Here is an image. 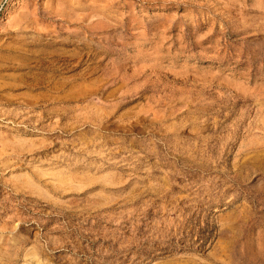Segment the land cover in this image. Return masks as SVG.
Wrapping results in <instances>:
<instances>
[{
    "label": "rangeland",
    "instance_id": "1",
    "mask_svg": "<svg viewBox=\"0 0 264 264\" xmlns=\"http://www.w3.org/2000/svg\"><path fill=\"white\" fill-rule=\"evenodd\" d=\"M0 264H264V0H0Z\"/></svg>",
    "mask_w": 264,
    "mask_h": 264
},
{
    "label": "bare ground",
    "instance_id": "2",
    "mask_svg": "<svg viewBox=\"0 0 264 264\" xmlns=\"http://www.w3.org/2000/svg\"><path fill=\"white\" fill-rule=\"evenodd\" d=\"M29 19V18H28ZM25 77V76H24ZM23 79V78H22ZM26 79V78H25Z\"/></svg>",
    "mask_w": 264,
    "mask_h": 264
}]
</instances>
